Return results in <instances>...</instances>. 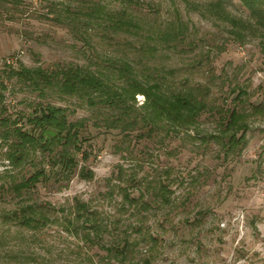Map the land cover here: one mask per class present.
<instances>
[{
    "label": "rangeland",
    "instance_id": "rangeland-1",
    "mask_svg": "<svg viewBox=\"0 0 264 264\" xmlns=\"http://www.w3.org/2000/svg\"><path fill=\"white\" fill-rule=\"evenodd\" d=\"M260 4L0 0V119L28 128L20 114L61 106L83 121L84 138L73 172L57 179L47 152L9 159L17 139L4 130L14 124L1 121L0 264H264ZM123 63L137 80L189 91L205 108L193 124L150 126L139 120L149 101L137 93L125 120L134 124L110 127L105 118L120 110L96 93L88 103L86 93L7 74L11 65L59 76L79 66L120 90ZM43 164L50 177L11 189ZM28 205L37 219L23 225L12 214Z\"/></svg>",
    "mask_w": 264,
    "mask_h": 264
},
{
    "label": "trees",
    "instance_id": "trees-1",
    "mask_svg": "<svg viewBox=\"0 0 264 264\" xmlns=\"http://www.w3.org/2000/svg\"><path fill=\"white\" fill-rule=\"evenodd\" d=\"M242 2L246 6H251L253 3L256 4V0H242ZM259 8L262 12L258 13L257 11L260 14L258 16L264 19V4H260ZM8 67V75H18L28 78L31 80L30 83L37 88H40V83L46 85L55 83L59 85L58 88L63 93H86L83 95L86 96L88 103L93 102V97L90 96V93H96L99 96L98 100L100 103H106L120 110L118 113H115V116L105 118L110 127L117 124L121 125L122 123L124 125L134 124L133 120H137L135 117L131 121L129 120V122L125 120H128L129 116L128 110L130 105L128 100L130 99L132 102H135V95L137 93L144 95L145 102L149 101L145 114L139 120L145 124L148 123L150 126L159 125L160 120L169 123V125L185 122L193 124L198 112L205 108V104L200 99L194 97V94H191L189 91L166 94L161 91L159 83H148L137 80L134 70L128 63H123L118 69L123 77H126V84L120 90H117L119 87H114L103 76L85 71L79 66H71L59 70L60 76L58 74L53 75L52 72H47L40 67L34 69L26 67L18 69L12 67V65ZM20 116L23 119L25 118L29 126L28 128L16 125L20 118L11 119L10 116L6 118L10 119V122L14 125L11 129L4 130V135L8 137L10 134H14L17 139L15 148H11L7 155L9 159L13 163L30 160L31 151L38 149L41 152H47L45 160L48 161L52 169H55L53 175H56L57 179L69 177L77 165L75 153L81 149L80 143L84 139L80 136L83 121H69L65 108L52 104H47L45 107L40 108L33 115L22 113ZM6 119L1 118L0 123L1 121H6ZM47 177L50 176L46 174L43 164L28 177L12 184L11 189L20 193L22 190L36 186L40 179ZM78 205L81 212L77 213V216L81 217L85 204L80 203ZM12 215L17 216L18 222L23 225H30L34 219H37L34 216V208L31 205L25 206V209L21 210V212L19 211L18 214L13 213ZM84 219L87 220V218ZM117 255L118 257L123 256L122 253H118ZM144 264H149V261L145 260Z\"/></svg>",
    "mask_w": 264,
    "mask_h": 264
},
{
    "label": "built area",
    "instance_id": "built-area-1",
    "mask_svg": "<svg viewBox=\"0 0 264 264\" xmlns=\"http://www.w3.org/2000/svg\"><path fill=\"white\" fill-rule=\"evenodd\" d=\"M13 60H8V63L12 62Z\"/></svg>",
    "mask_w": 264,
    "mask_h": 264
}]
</instances>
